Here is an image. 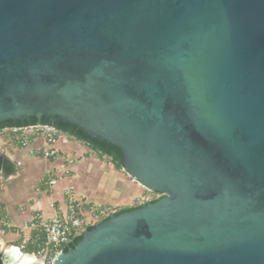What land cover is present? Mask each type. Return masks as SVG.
<instances>
[{
	"label": "water",
	"instance_id": "1",
	"mask_svg": "<svg viewBox=\"0 0 264 264\" xmlns=\"http://www.w3.org/2000/svg\"><path fill=\"white\" fill-rule=\"evenodd\" d=\"M41 118L160 196L52 264H264V0H0V126Z\"/></svg>",
	"mask_w": 264,
	"mask_h": 264
},
{
	"label": "crops",
	"instance_id": "2",
	"mask_svg": "<svg viewBox=\"0 0 264 264\" xmlns=\"http://www.w3.org/2000/svg\"><path fill=\"white\" fill-rule=\"evenodd\" d=\"M59 140L63 141V139H58L56 149L63 157L73 161L72 165L66 167L67 174H63L58 162L44 161L34 154V151L40 147L37 140L31 141L25 149H16L17 142L15 138L9 136L4 129L0 130V149L5 148L9 152L19 176L18 179L7 184H0V186L3 185L0 189V240L6 248L18 247L20 242L19 229L25 223H28L36 213H40L46 219L63 215L66 211L64 191H71L74 199L86 206L96 205L97 203L95 204L92 199L101 195L108 198L112 203L100 204L106 208L120 211L132 206L133 201L129 202L127 206H115L127 194L125 190H122L124 189L123 178L119 175L123 173L121 170L119 171L111 164L102 162L101 158L92 155L93 153L75 141L66 139L67 143H71L77 149L82 150L80 147H83V151L79 152L77 158H69L58 147ZM22 154L26 155L29 160L45 164L33 189H30V186L26 189L27 186L24 183L27 180L26 176H28L29 170L23 174L18 171L22 168V163L19 160V156ZM32 166L34 164L30 162L28 167L31 168ZM49 174L57 180L56 184L50 189L44 186ZM45 201L47 206L44 204ZM50 205L53 208H50ZM84 213L82 212V214ZM3 224L8 228L2 227ZM8 235H16L18 237L17 241L2 239V236Z\"/></svg>",
	"mask_w": 264,
	"mask_h": 264
},
{
	"label": "built area",
	"instance_id": "3",
	"mask_svg": "<svg viewBox=\"0 0 264 264\" xmlns=\"http://www.w3.org/2000/svg\"><path fill=\"white\" fill-rule=\"evenodd\" d=\"M4 131L15 138L17 142L16 149H25L31 141L37 140L40 147L34 151V154L44 161L58 162L63 174H67L66 167L72 165L73 161L63 157L56 149L58 139L66 140L67 138L64 136L56 137L54 128L30 126L4 128ZM129 181L135 184L133 180L129 179ZM56 182V178L49 174L44 186L50 189ZM64 197L66 211L63 215L46 219L40 213H36L28 223H25L19 229L20 242L17 248L21 253L34 255L36 259H41L45 256L44 264H52L54 258L63 248L78 238L84 230L98 224L101 220L106 219L108 215L117 213L115 209L103 208L100 205L93 207L79 203L74 199L71 191H64ZM157 197L159 196L156 194L146 192L143 196L133 201L131 207H139L147 202L154 201ZM50 208H53V206L50 205ZM82 212H85L98 223H95L96 221L86 223L81 217ZM2 227L8 228L5 224Z\"/></svg>",
	"mask_w": 264,
	"mask_h": 264
},
{
	"label": "rangeland",
	"instance_id": "4",
	"mask_svg": "<svg viewBox=\"0 0 264 264\" xmlns=\"http://www.w3.org/2000/svg\"><path fill=\"white\" fill-rule=\"evenodd\" d=\"M58 147L60 148L61 151L65 152V154L67 155V157L69 158H77L78 155H79V152H82L83 151V147H80L82 150L80 149H77L75 146H72L71 143H67L66 140H59V144H58ZM86 149V148H85ZM94 155V154H92ZM19 160L21 161L22 163V168L19 171V173H26L27 170L28 171V176H26V181L24 182L25 185L27 186L26 189H28V187L30 186V189H33L34 186H35V182L36 180L38 179V176L39 174L42 172L45 164L43 162H36V161H33V160H29V158L22 154L19 156ZM101 161L102 162H105L107 164H111L109 159L105 158V157H101ZM33 163L34 166H32L31 168L28 167V164L29 163ZM120 171V170H119ZM122 178H123V186H124V189L122 190H125V192L127 194H125L124 198L117 202V204L115 206H118V207H123V206H127L129 205L128 203L131 202V201H135L136 199H138L139 197L143 196L146 191H144L141 187H139L137 184H130V181L129 179L126 177V175L124 173L122 174H119ZM3 185L0 186V189ZM92 201L96 204H102V205H105V204H110L111 201L106 198V197H103L102 195L101 196H97V197H94L92 199ZM46 201L44 202V204L46 205ZM94 205L93 207L97 206ZM112 204V203H111ZM47 206V205H46ZM101 206V205H100ZM103 208L105 206H102ZM81 217L86 221V223H90V222H94L96 220H94L93 218H91L90 216H88L87 214H82L81 213ZM95 223H98V221H96ZM2 239L5 240V241H17L18 237L16 235H8V236H5L3 237L2 236Z\"/></svg>",
	"mask_w": 264,
	"mask_h": 264
},
{
	"label": "trees",
	"instance_id": "5",
	"mask_svg": "<svg viewBox=\"0 0 264 264\" xmlns=\"http://www.w3.org/2000/svg\"><path fill=\"white\" fill-rule=\"evenodd\" d=\"M37 124L52 126L55 130V133H60L61 136H64L69 140L75 141L79 145L85 147L89 152L96 155L98 158L105 157V158L109 159L111 165L115 169H117V170L122 169L121 162H120V154H119L118 150H116L115 148L108 147L104 144H100V143H97L95 141H90L88 138L84 137L81 133L77 132L73 127H70L68 125H64V124L51 125L44 118H41L40 120L31 119L28 125H37ZM18 126H21V125L19 123H16V127H18ZM9 127H12V124L10 122H7L6 124H3L0 126V130H2L4 128H9ZM138 208L139 207H132V208L123 209V210L117 211V213L115 215L126 213V212L131 211V210H136ZM105 220L106 219L101 220L100 222L105 221ZM86 230L90 231L91 228H87ZM79 239H80V237L77 238L68 247H73L79 241ZM66 249L67 248H65L63 252H65Z\"/></svg>",
	"mask_w": 264,
	"mask_h": 264
},
{
	"label": "flooded vegetation",
	"instance_id": "6",
	"mask_svg": "<svg viewBox=\"0 0 264 264\" xmlns=\"http://www.w3.org/2000/svg\"><path fill=\"white\" fill-rule=\"evenodd\" d=\"M30 122V121H29ZM6 124V123H5ZM160 197V196H159ZM158 199V198H157Z\"/></svg>",
	"mask_w": 264,
	"mask_h": 264
}]
</instances>
